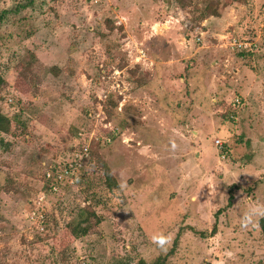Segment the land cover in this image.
<instances>
[{
    "label": "rangeland",
    "instance_id": "rangeland-1",
    "mask_svg": "<svg viewBox=\"0 0 264 264\" xmlns=\"http://www.w3.org/2000/svg\"><path fill=\"white\" fill-rule=\"evenodd\" d=\"M194 1L0 0V106L21 116L0 149V262L149 264L177 244L168 264H264V0L202 21ZM102 113L118 188L97 168L88 193L50 196L39 234L43 173L81 130L110 131ZM87 197L101 222L77 239Z\"/></svg>",
    "mask_w": 264,
    "mask_h": 264
},
{
    "label": "trees",
    "instance_id": "trees-1",
    "mask_svg": "<svg viewBox=\"0 0 264 264\" xmlns=\"http://www.w3.org/2000/svg\"><path fill=\"white\" fill-rule=\"evenodd\" d=\"M174 1L180 4V6L184 8L195 5L194 0H174ZM220 1L221 0H209L208 2L209 5L206 7L204 11L201 12L197 7L198 12L200 13L199 19L202 21L207 19L208 17H220L221 16ZM231 1L244 2V0H231ZM6 14H7L6 12L4 13V15L0 14V25L4 21ZM250 54H252L250 50H239V55L241 57L248 56ZM16 123L17 124L21 123V116L16 114L10 117L2 111L0 106V149L1 150L8 151L10 149L11 142H8L5 139V136L10 134L13 125ZM99 146H101L100 143H93L91 145L90 157L85 163L84 168L80 171V179L77 184L79 187L78 193L80 194L88 193L90 189L93 187L92 184L94 178L93 176L94 170H96L97 168L101 171L103 182L107 188H109L110 190H115L118 188V183L114 178L111 170L109 169L107 163L104 161V159L101 158V156L98 155ZM60 155L62 156V153L56 155L58 160L61 157ZM0 172H1V166H0ZM44 180H45V173H43V182ZM0 193H1V188H0ZM232 202H233V198L230 197L228 206H231ZM84 204L85 206L79 209L77 218L73 219L71 223H69L68 225L71 234L77 239L87 236L89 232L94 228V226L92 225V220L94 219L96 220L95 223L96 225L101 222V219L92 209L93 201L90 202V199L87 197L85 198ZM49 214L51 215L52 211L46 212V230H48L47 224L49 221L48 220ZM258 226L261 229L262 234L264 236V216L258 220ZM176 245L177 244H174V247L170 251L169 255H171L175 251ZM169 255L158 256L157 258L152 260L149 264H168ZM0 264H6V263L0 262Z\"/></svg>",
    "mask_w": 264,
    "mask_h": 264
},
{
    "label": "built area",
    "instance_id": "built-area-1",
    "mask_svg": "<svg viewBox=\"0 0 264 264\" xmlns=\"http://www.w3.org/2000/svg\"><path fill=\"white\" fill-rule=\"evenodd\" d=\"M239 41V42H238ZM232 46L237 47L239 50L254 51L258 47L257 42H250L248 40L234 39ZM240 99L237 98L234 105H239ZM102 124L104 128L109 127L108 133H103L95 130L87 132L81 130L77 134L76 142L60 159L51 167L45 171V180L43 182V191L39 201H35V205L32 206V210L29 213L28 219L30 223L35 224L37 231L41 234L46 233V207L50 196L59 194L65 187H76L80 179V171L84 168L85 163L90 157L91 145L93 143H100L104 145L110 144L115 138L117 128L112 126L111 122L107 121L106 115L102 113ZM225 143H221L220 140L216 141V146L222 151L221 158L225 157ZM82 146V147H80Z\"/></svg>",
    "mask_w": 264,
    "mask_h": 264
}]
</instances>
